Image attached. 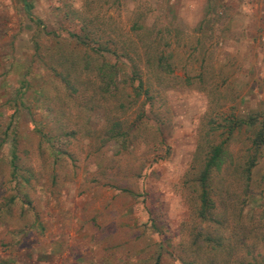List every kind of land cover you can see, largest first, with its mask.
Returning a JSON list of instances; mask_svg holds the SVG:
<instances>
[{
	"label": "rangeland",
	"instance_id": "374dc122",
	"mask_svg": "<svg viewBox=\"0 0 264 264\" xmlns=\"http://www.w3.org/2000/svg\"><path fill=\"white\" fill-rule=\"evenodd\" d=\"M27 1L30 14L23 0H0V130L14 128L21 157L14 177L0 161V264H185L181 248L191 217L181 185L199 125L211 110L213 116H257V127L264 124V0H121L109 10L110 23L125 30L135 9L148 26L166 27L170 48L178 43L179 56L192 65L203 57L211 66L207 80L219 86L207 92L171 84L160 91L162 101L154 93L150 116L162 120L158 130L127 150L85 135L61 136L55 110L32 89L14 112L9 100L25 72L34 83L45 74L34 36L43 48L55 45L38 29L66 35L77 28L69 10L83 3ZM102 120L96 111L92 128ZM257 127L236 133L234 153L247 147ZM37 129L49 132L53 149L63 151L54 164ZM10 149L8 141L0 152L6 164ZM253 179L262 198L247 205L246 215L260 211L264 221V149ZM250 250L246 259L264 264V234Z\"/></svg>",
	"mask_w": 264,
	"mask_h": 264
},
{
	"label": "trees",
	"instance_id": "16d2710c",
	"mask_svg": "<svg viewBox=\"0 0 264 264\" xmlns=\"http://www.w3.org/2000/svg\"><path fill=\"white\" fill-rule=\"evenodd\" d=\"M23 4L30 14L31 4L27 0ZM121 4V0H83L79 9H70L67 14L77 28L66 35L39 26L38 30L55 45L45 44L43 48L38 35L34 36V53L45 74L34 83L31 71L25 72L14 98L9 100L15 113L18 106L24 105L26 92L32 89L51 112L55 110L58 116L53 121L54 129H59L61 136L85 135L98 138L101 145L115 142L127 150L158 130L159 120L150 116L154 93L162 101L160 91L171 84L217 91V83L207 80L211 78V66L204 58L192 65L187 61L190 59L179 56L178 43L170 48V42L165 41L169 30L148 26L138 9L131 13L126 30L112 25L109 10ZM64 6L70 7L69 3ZM180 70L182 75L178 74ZM4 85V81L0 83V87ZM210 102L216 105L217 101ZM96 111H100L103 124L92 128L91 117ZM257 122V116L243 119L234 112L213 116L211 110L199 125L196 146L181 185L191 217L186 227L187 242L181 248L185 264H260L253 256L246 259L264 234L261 212L246 215L247 205L262 198L253 179V169L264 149V124L257 127ZM253 127L257 129L248 137L247 147L234 153L236 133ZM35 131L40 142L49 144L43 151L54 164L56 154L63 151L53 149L54 137L49 132ZM8 141L11 158L6 164L0 156V161L14 177L21 157L20 141L12 126L0 130V152Z\"/></svg>",
	"mask_w": 264,
	"mask_h": 264
}]
</instances>
